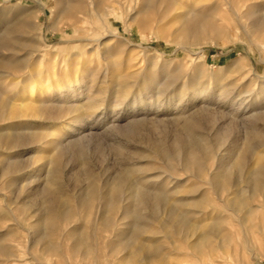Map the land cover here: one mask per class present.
I'll return each mask as SVG.
<instances>
[{
  "label": "rangeland",
  "instance_id": "374dc122",
  "mask_svg": "<svg viewBox=\"0 0 264 264\" xmlns=\"http://www.w3.org/2000/svg\"><path fill=\"white\" fill-rule=\"evenodd\" d=\"M58 1L0 0L29 46L0 56L35 58L0 80L32 107L0 116V264H264L262 196L228 205L264 161V0Z\"/></svg>",
  "mask_w": 264,
  "mask_h": 264
},
{
  "label": "bare ground",
  "instance_id": "6f19581e",
  "mask_svg": "<svg viewBox=\"0 0 264 264\" xmlns=\"http://www.w3.org/2000/svg\"><path fill=\"white\" fill-rule=\"evenodd\" d=\"M34 1L37 4L40 3V0H34ZM62 1L75 2V1H79V0H62ZM62 1H58V4H61ZM87 1H88V6H87L88 9H86L85 12H84L85 16L90 15V14H95V16H94L95 23H102V17L96 10L97 7H96V3L94 2V0H87ZM240 1L242 3H244V2H247V1H250V0H240ZM74 8L75 7H73L72 9H74ZM76 9H80V10L83 11V7L81 5H80V7L78 6V8H76ZM69 10H70V8H69ZM64 11L65 10H63V12ZM244 15L250 21L248 23L247 30H248V34H249L250 38H252L251 40L253 41V43L255 44V46L257 48H259L262 51H264V1H262V2H260L258 4H255V5L252 4V6L248 7V10L245 12ZM91 16H93V15H91ZM71 23H73V22H71ZM26 28H27L26 22L23 20L22 22L17 24L14 29H16V31L19 32V35H20V33L22 34V32H24V30ZM19 35H18L17 39H14V41L6 39L5 37L0 36V52L1 51H8V52L11 51L12 52L14 50V48H18V49H21V50L27 49L29 47L28 46V41L25 40L24 38H21V37H24V36H22V35L19 36ZM16 45H18L19 47H16ZM29 53H31V52H29ZM10 56H13L12 53H10L9 56L8 55L5 56V57L0 56V80L2 81V79H7L9 77H13L14 78L15 77L14 71H20L21 69H26V74H27L26 75L27 76L26 80L30 81L33 76L29 72H27L28 71L27 69H30L29 63H30V61H32L35 58H33V57L30 58L29 57L28 59L27 58L26 59L23 58V59H16L15 61H12ZM41 61L42 60L38 61L39 66L41 64ZM56 75L57 74H55V73L53 74V76H56ZM47 79H49V78H47ZM0 86H1V88L3 87L2 83H1ZM11 86L12 85L10 84L9 87H11ZM1 88H0V116H4V114L12 115L15 112H17L16 110H18V113L21 114L23 110H29V109L32 108L30 105L25 104L24 100L21 98L20 95L12 94L11 97L2 98V95H3L4 92L2 91ZM11 89H12V87H11ZM23 89H21V90L23 91ZM5 91L6 92H8V91L10 92V89L5 90ZM0 139H1V136H0ZM246 142L247 143H245L246 145H245L244 152L245 153L253 152L255 149L264 146V134H260V135L255 134L253 137L248 138L246 140ZM243 161H244V156H240L239 158H237V161L235 162L234 168H235V172H236L237 176L241 172ZM228 171H230V170H228ZM246 171H247V169H246ZM227 173H229V172H227ZM237 176H236V178H237ZM220 178L222 180H220L219 182H218V180L215 181L216 182L215 187L223 186L224 183L228 181V179H227V177L225 175L220 176ZM236 182H237V179H236ZM244 183L246 184V187L243 190L235 191L234 199L231 200L228 203V205H230L229 206L230 207V211L233 213V215L237 216L238 212L242 213V217L237 216V218L239 220L238 224H240V225H242L243 223L247 222L248 220L250 221V219H252V217H253V215L255 213L254 209L249 208L247 206V203H246L247 200L251 199L254 196L261 195L262 198H263V203H264V161L262 163H260L257 166V168H255V169H253V170H251V171H249L247 173V176L245 177V182ZM245 189L249 192L247 198L242 196V192ZM263 206L264 205H262V206L259 205L258 208L263 209ZM262 217H264V215H262ZM257 218H259V217L257 216ZM6 254H7L6 248L4 246H2L1 243H0V255H6ZM9 254H11V253H9Z\"/></svg>",
  "mask_w": 264,
  "mask_h": 264
}]
</instances>
